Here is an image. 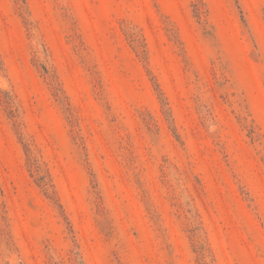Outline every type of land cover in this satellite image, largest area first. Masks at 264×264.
<instances>
[{
  "label": "rangeland",
  "instance_id": "374dc122",
  "mask_svg": "<svg viewBox=\"0 0 264 264\" xmlns=\"http://www.w3.org/2000/svg\"><path fill=\"white\" fill-rule=\"evenodd\" d=\"M0 264H264V0H0Z\"/></svg>",
  "mask_w": 264,
  "mask_h": 264
}]
</instances>
